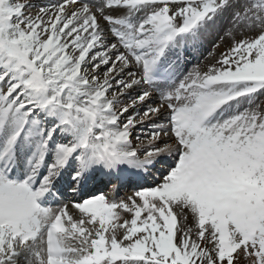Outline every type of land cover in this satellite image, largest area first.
Segmentation results:
<instances>
[{
	"label": "snow or ice",
	"instance_id": "1",
	"mask_svg": "<svg viewBox=\"0 0 264 264\" xmlns=\"http://www.w3.org/2000/svg\"><path fill=\"white\" fill-rule=\"evenodd\" d=\"M36 7L0 0V264H264V0Z\"/></svg>",
	"mask_w": 264,
	"mask_h": 264
},
{
	"label": "rangeland",
	"instance_id": "2",
	"mask_svg": "<svg viewBox=\"0 0 264 264\" xmlns=\"http://www.w3.org/2000/svg\"><path fill=\"white\" fill-rule=\"evenodd\" d=\"M30 2L39 6V4L47 2V0H30ZM243 35L245 37L254 36L255 32H245V33H243ZM240 38H241V33L235 32V35H233V33L228 34L227 41L224 39L222 44H221V46L219 48H217L215 50H212L209 53V55L211 57L202 65L200 70H205L209 65L214 63L215 60L219 58L220 54L227 50L229 45L233 42V39L238 40ZM256 103L260 105V110L264 111V93L257 98ZM253 107H255V105H253ZM121 199H126V197H119L118 198V200H121ZM70 214L73 215L74 218H78L79 217V212L76 209H74L72 212H70ZM121 215L124 218L130 219V215L129 214L126 215V214H124L122 212ZM251 262H252V258L251 257L245 258L243 256H240V257L237 258L235 264H251Z\"/></svg>",
	"mask_w": 264,
	"mask_h": 264
},
{
	"label": "bare ground",
	"instance_id": "3",
	"mask_svg": "<svg viewBox=\"0 0 264 264\" xmlns=\"http://www.w3.org/2000/svg\"><path fill=\"white\" fill-rule=\"evenodd\" d=\"M191 221L189 220V223H190Z\"/></svg>",
	"mask_w": 264,
	"mask_h": 264
}]
</instances>
